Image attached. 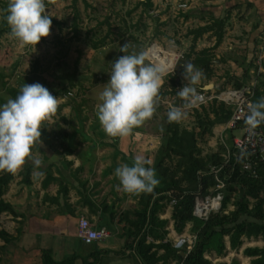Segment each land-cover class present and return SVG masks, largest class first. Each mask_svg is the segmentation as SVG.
<instances>
[{
	"label": "rangeland",
	"instance_id": "1",
	"mask_svg": "<svg viewBox=\"0 0 264 264\" xmlns=\"http://www.w3.org/2000/svg\"><path fill=\"white\" fill-rule=\"evenodd\" d=\"M138 1L76 0L73 4L71 0H45L47 14L60 25L51 23L49 35L41 38L34 52L31 46H20L10 33L2 35L0 38V73L2 75L0 76V94L5 95L1 82L18 86L23 81L28 84L45 83L50 86L51 93L62 85H68L65 75L69 74L77 83L76 87L70 88V93H66V96H61L66 98L63 101L60 96H56V111L45 120L52 124L59 122L63 103L72 104V99L83 97L87 100L86 105L91 107L93 101L99 99L103 85L110 78L111 62L123 55L120 47L128 43L124 54L143 52L146 64L153 62L161 68V86L166 82L167 75L174 70L178 76L176 93L157 99L155 112L150 119H147L149 123L153 125L155 122L159 123V118L165 116L173 107L174 101H177L176 107H179L182 112L178 122L189 129L193 127V108L188 107L193 94L183 98L177 95L183 84L187 83L182 73H178L183 69V64L190 63L186 56L189 52L191 53L189 47L192 36L187 35V31L203 25L212 17L229 16L224 26L221 43L211 51L214 59L213 75L207 84L212 83L213 87L205 91L207 95H218L220 92L216 91L218 87H223L221 91L234 88V82L242 77L249 63H253L254 67L259 56H261L260 61H264V32L257 33L259 19L246 0H149L150 7L146 9L143 5L137 4ZM75 12L78 13L77 36L73 35L72 30ZM106 34L104 44L98 48H92V43ZM213 42L214 37L205 33L196 40L194 50L211 47ZM155 44L157 46H152ZM151 46L152 48L149 49ZM160 47L163 49L161 56L158 55ZM157 59L164 65L159 64ZM173 65L175 69L172 68L166 72L167 68ZM253 67L249 68V79L243 87L255 84L256 75L253 73ZM258 70L262 71L260 66ZM205 81L202 72L198 84ZM196 85H194L195 92ZM65 115L67 114H64V117ZM67 117L70 118L68 115ZM223 132L221 140L219 136L214 137L213 146L208 143L209 136L199 140L202 154L216 151L222 141L227 142L229 134L225 130ZM241 133L240 129L233 130L235 136H240ZM13 180L12 183L10 182L12 187ZM113 189L116 194L114 197L119 196L120 189L116 184ZM3 197L9 201L17 200L11 187L6 189ZM15 217L10 213H0V229L15 238L8 243L6 250L0 249L1 264H37L40 262L39 254L50 247L52 249L59 247L65 251L63 255L70 256L68 252L71 249L74 253L96 244L98 246L106 244L104 241L84 244L76 238L70 227L67 229L66 238L55 236L49 239L46 234H41L42 237L39 240L34 239V242L30 243L21 235L27 228L33 232L32 230L40 225L19 223L21 221ZM1 245L3 241L0 239ZM73 264H76L75 261Z\"/></svg>",
	"mask_w": 264,
	"mask_h": 264
},
{
	"label": "trees",
	"instance_id": "2",
	"mask_svg": "<svg viewBox=\"0 0 264 264\" xmlns=\"http://www.w3.org/2000/svg\"><path fill=\"white\" fill-rule=\"evenodd\" d=\"M71 1L73 4L76 2V0ZM7 4V0H0V38L3 34L10 33V27L5 20ZM137 4L143 5L144 9L150 7L149 0H139ZM77 18L78 13L75 12L72 24L74 36L78 35ZM228 19L229 16L224 18L212 17L203 25H198L187 31V35L192 36V42L189 47L191 53L189 52L186 58L203 72L206 79L205 83L196 85L197 91L203 92L202 87L213 75L212 64L214 59L211 51L221 43L224 26ZM51 20L52 23L60 25L52 17ZM205 33L214 37L212 46L195 51L196 40ZM107 34L94 41L92 48L102 46ZM157 60L159 64L164 65L159 62V59ZM252 64L249 63L242 77L239 80L236 79L233 84L234 89H240L245 85L249 79V68L253 67ZM260 67L262 71L258 70L259 65L257 63L253 67L256 82L253 85L252 103L264 98V61H261ZM182 72L183 69L178 71V73ZM175 73L174 70L173 73L167 75L166 82L159 89L158 97L162 98L176 93L178 76ZM0 76L2 77L1 73ZM65 77L68 85L54 89L51 92L52 95L66 96V93H70V88L76 87L77 83L73 80V76L66 74ZM24 83L27 82L23 81L18 86H12L1 82L5 95L0 94V104L5 103L9 98H15ZM42 85L50 90V86L47 84ZM222 88L218 87L216 91L219 92ZM177 104V101H174L173 106ZM231 113L232 107L230 105L212 98L205 105L193 108V127L189 129L181 126L178 121L169 122L167 114L163 116L161 142L157 156L151 166L159 183L151 193L138 195L130 193L131 198H137L136 206L128 209L120 221L122 234L126 236L124 248L129 250L136 264H167L169 260H174L175 264H209L205 255L210 252L217 256L223 254L226 249L225 238H227L230 248L239 247L242 237L264 238V161L257 162V176L253 177L248 170L242 168V158H234L230 155L228 163L224 164L225 145L222 143L216 151L204 154H202L199 146V140L205 136H211L213 127L226 123ZM233 130L235 129L225 130L229 134L225 143L230 148L232 147V138L235 136ZM60 135L62 139L57 140L53 145L52 140L59 136V131L53 133L42 127L41 142L34 144L32 149L43 153V147L46 146L60 156L66 150L64 141L66 132L62 131ZM67 152L71 153L69 150ZM125 162L129 166L133 164L126 158ZM213 167L215 169L221 167V169L215 173L212 170ZM30 171L31 166L26 161L20 169V182L22 184H31ZM14 176V173L0 171V213L6 212L12 216H18L11 203L3 199V194ZM215 176L224 181V187L221 189L223 196L221 210L210 213L206 220H202L193 215L194 198L196 195L203 196L215 192ZM60 180V176H53L48 170L40 180V187L45 189L49 184L58 183ZM66 192V189L63 188L62 193ZM171 200H174L170 215L173 229L180 233L189 223V232L195 237L189 250L185 246L177 248L172 241L166 239L165 225L167 221L158 217V212ZM228 206H232V209L227 210ZM0 239L3 241L0 249L6 250L8 243L15 238L5 230L0 229ZM160 249L162 250L161 253H159ZM243 254L251 258L249 264H264V248H244ZM1 260L0 257V264ZM39 260V264H73L76 257L71 255L56 261L52 252L47 249L41 252ZM231 264H238V262L232 261Z\"/></svg>",
	"mask_w": 264,
	"mask_h": 264
},
{
	"label": "crops",
	"instance_id": "3",
	"mask_svg": "<svg viewBox=\"0 0 264 264\" xmlns=\"http://www.w3.org/2000/svg\"><path fill=\"white\" fill-rule=\"evenodd\" d=\"M246 1L259 19L257 33L264 32V0ZM84 94L83 96H86ZM60 98L62 101L66 99ZM85 99L76 97L72 104H63L59 122L52 124L45 121L42 123L41 127H45L48 131L53 133L59 131V136L52 140L53 145L57 140L62 139L60 133L66 132L64 137L66 150L58 156L46 146L43 147V153L31 149L32 156L41 161L40 166L37 167L31 159L26 160L31 166L29 176L31 184L25 185L20 182L22 167L19 168L14 172L13 187L12 182L7 187L12 188L17 200L9 201L4 197L3 199L11 203L14 211L18 213L15 218L21 221L19 223L40 225L34 228L33 232L27 228V232L24 231L21 235L30 243L34 242V239L39 240L42 237L41 234H46L47 238L52 237V239L55 236L66 238L69 227L78 238L76 235L77 219L79 216H85L94 227H105L110 235L102 240L106 242L105 246L96 244L74 253L71 249L68 254L75 255L76 264H136L129 250L124 248L126 236L122 234L120 221L128 209L136 206L137 198H131L130 193L123 191L114 173L118 166L126 164L125 158L133 162L135 157H142L151 161L150 166H152L161 142L163 116L159 118V123L155 122L154 125L145 120L127 136L110 137L103 131L96 115L99 99L93 101L91 107L86 105L87 100ZM64 114L70 118L67 115L64 117ZM223 134L222 124L215 125L212 135L209 136L210 141L207 139L209 145L213 146L214 137L219 136L221 140ZM68 150L71 153H68ZM262 157L264 160V153ZM48 170L53 176H60L61 180L43 189L40 187V180ZM115 184L120 189V194L114 197L116 195L113 189ZM63 188L67 191L64 194L62 193ZM230 209L232 206L227 207V210ZM171 210L172 206L167 204L158 212V217L167 221L166 239L173 242L180 235H190V225L187 224L186 229L177 233L173 229V222L170 218ZM78 239L81 241L80 238ZM241 241L239 247L230 248L225 238L226 249L223 254L217 256L210 252L205 255L209 264H231L232 261L238 264H249L251 258L243 254V249L264 248L262 237H242ZM46 249L52 252L56 261L69 257L63 255L65 251L59 247L58 249L51 247ZM161 251L160 249L159 253ZM167 264H175V261L169 260Z\"/></svg>",
	"mask_w": 264,
	"mask_h": 264
},
{
	"label": "clouds",
	"instance_id": "4",
	"mask_svg": "<svg viewBox=\"0 0 264 264\" xmlns=\"http://www.w3.org/2000/svg\"><path fill=\"white\" fill-rule=\"evenodd\" d=\"M5 20L10 34L20 46L36 45L47 37L52 23L47 14L45 0H9ZM128 47H120L123 55L111 62L110 78L99 93L100 103L96 115L106 135L123 137L147 119L156 107L162 82L159 66L146 64L143 52L124 54ZM183 79L187 81L177 92L179 97H189L195 92L202 72L192 63L182 65ZM175 66H173V70ZM57 97L40 83H24L15 98L0 104V171L16 172L27 159L39 167L41 161L32 156L34 144L41 142V125L56 111ZM182 112L173 106L167 113L169 122L179 121ZM264 122V98L248 105L245 123L255 127ZM151 161L135 157L133 164H121L115 169L120 187L126 193H151L159 183Z\"/></svg>",
	"mask_w": 264,
	"mask_h": 264
},
{
	"label": "built area",
	"instance_id": "5",
	"mask_svg": "<svg viewBox=\"0 0 264 264\" xmlns=\"http://www.w3.org/2000/svg\"><path fill=\"white\" fill-rule=\"evenodd\" d=\"M152 46H157L152 45ZM152 46L149 48L151 49ZM148 49V50H149ZM158 55H163V49L160 47ZM178 54L175 61L177 60ZM150 60L151 58L148 57ZM261 56L258 57V65L260 66ZM152 62V60H151ZM154 65V63L152 62ZM174 66V65H173ZM168 67L166 72L173 68ZM253 85L242 87L240 89L229 88L220 91L218 95H207L205 91H196L190 98L188 107L199 108L200 105H205L212 98L224 102L232 107V113L229 120L222 124V131L227 129H240L241 135L232 138V147H228L224 141L221 143L225 145L224 164H227L230 155L234 158H242V168L250 172L253 177L257 176L256 165L257 162L263 160L264 153V122H261L255 127H251L245 123V118L248 114V105L252 103L254 96ZM264 161V160H263ZM222 167V166H221ZM221 167L212 170L217 173ZM216 184L214 185L215 192L203 196L196 195L194 198L193 215L202 220H206L208 215L212 212L221 210L222 192L224 181L215 176ZM174 200L170 201V205ZM76 235L85 244L95 241H102L106 239L110 233L105 227H94L85 216H79L76 223ZM194 235H180L173 241V245L177 248L185 246L189 250L194 242Z\"/></svg>",
	"mask_w": 264,
	"mask_h": 264
},
{
	"label": "water",
	"instance_id": "6",
	"mask_svg": "<svg viewBox=\"0 0 264 264\" xmlns=\"http://www.w3.org/2000/svg\"><path fill=\"white\" fill-rule=\"evenodd\" d=\"M140 1H144V0H140ZM212 87H213V84H212V83H209V84H207V85H204V86L202 87V89H203V91H208L209 88H212Z\"/></svg>",
	"mask_w": 264,
	"mask_h": 264
}]
</instances>
